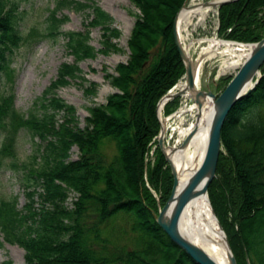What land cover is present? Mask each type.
<instances>
[{
	"label": "trees",
	"instance_id": "1",
	"mask_svg": "<svg viewBox=\"0 0 264 264\" xmlns=\"http://www.w3.org/2000/svg\"><path fill=\"white\" fill-rule=\"evenodd\" d=\"M57 0L46 17L43 30L31 28L24 37L19 29V3L0 0V73H9L11 56L25 40L62 34L73 63H62L56 78L38 101L41 113L27 116L14 108V95L0 94V168L4 158L14 162L18 131L25 128L44 141L39 162L21 164L26 180L33 179L39 207L32 206L35 191H27L29 202L21 209L16 199L0 200V235L24 249L22 264H198L164 231L155 218L160 192L164 205L173 186L167 160L156 149V161L146 173V154L157 143L159 100L185 74V65L175 43L174 24L186 0H130L140 11L128 46L130 57L119 62L115 73L106 75L116 92L104 104L88 108L83 128L75 108L54 91L82 78L77 63L98 53L119 52L114 39L121 31L112 15L96 2ZM71 6L90 9L84 32H59L66 21L57 12ZM220 37L239 42H257L264 37V0H237L219 8ZM101 27L103 47L90 43L89 28ZM96 86L97 83H93ZM87 91V89H86ZM51 95L50 97H48ZM178 104L166 103V114ZM264 66L259 83L248 97L231 110L222 130V146L209 197L228 234L238 264H264ZM252 109L255 111L252 113ZM62 112L59 123L55 119ZM1 131L5 134L2 135ZM155 139V140H154ZM111 142L116 153L108 157ZM78 157L70 159V150ZM149 183V184H148ZM30 184L26 183V187ZM152 188H151V187ZM73 193L72 207L66 206ZM120 213L133 217L137 248H116L109 255L101 226ZM104 242L101 245V242ZM99 244L101 247H97ZM1 264H12L7 259Z\"/></svg>",
	"mask_w": 264,
	"mask_h": 264
},
{
	"label": "rangeland",
	"instance_id": "2",
	"mask_svg": "<svg viewBox=\"0 0 264 264\" xmlns=\"http://www.w3.org/2000/svg\"><path fill=\"white\" fill-rule=\"evenodd\" d=\"M17 1L19 3V11L21 12L19 29L21 34L26 37V34L31 28H36L39 31L45 28L46 17L49 11L55 7L57 0ZM75 1L91 3V0ZM207 1L211 0H186L180 11L187 5ZM95 2L101 6L103 10L113 16L115 20L113 26H116L121 31L120 37L113 40L121 48V51L110 52L109 54L98 53L95 58H87L79 61L77 65L81 70L80 75L82 78L70 79L68 85L54 91L58 98L75 108V115L80 128H83L85 125L84 119L89 114L88 108L106 103L107 97L111 93L117 91L106 75L115 73L116 65L119 62H127L129 60L130 49L128 40L137 19V14L140 13L139 9L130 0H96ZM90 12V9L77 11L71 6L63 7L57 12V16L61 18L64 17L66 21L60 27L59 32H84L86 30L85 24L90 20V17H87V14ZM198 18L199 16L192 17L193 22L182 32L184 45L191 41L193 42L189 51L194 59L197 58L201 47L206 45V43H200L199 46L198 40L201 38L216 36L221 39H226L218 35V29L220 27L219 8L209 11L208 16H206L205 20L202 22L198 20ZM88 30L90 37L89 43L95 47L96 50L101 49L103 47L102 28L91 27ZM66 41L67 39L60 33L55 36H43L34 41L25 40L14 50L11 56L8 75L0 73V94L12 93L14 95V108L19 113L25 116L29 113L38 115L41 113L42 109L37 106L38 101L49 84L56 78L59 66L62 63L74 62V57L70 55L69 49L66 46ZM228 56L227 53H218L212 58L205 59L197 78V85L200 89L212 90L216 94L224 90L238 69L237 66L236 68L222 70L223 61ZM234 59H236V57H234ZM184 76L185 74L180 77L179 81ZM93 83H97V85L93 86ZM50 96L51 95L48 97ZM177 99L178 104L173 112L182 106H190V104H194L195 102L192 96L179 97ZM262 110L264 112V108H262ZM251 111L253 113L255 109ZM173 112L166 114L164 111L163 116L168 117ZM186 114L187 115L184 116V125L179 122V118L174 117L168 120L165 136L166 145L179 146L178 139H180V127L182 125L185 127L188 126L191 119H193L194 111H189ZM55 119L57 123L61 121V111L56 113ZM1 133L2 135L5 134L4 131H1ZM158 136L155 138L157 143L152 145L150 152L146 154V173L149 165L153 166L156 161L155 152L158 148ZM44 144V141H41L37 136H33L29 130L22 128L18 131L15 143L16 156L14 159L17 167H10L11 158L8 157L3 159L4 165L0 168V200L15 198L17 208L21 209L30 200L26 192L34 190L35 194L32 196L33 202L31 204L34 208L39 207L40 198L38 192L41 191V188L37 185H33L32 178L26 180L27 168L23 167L21 164L26 163V165L35 166V162H39V159H34V156H39L44 148ZM107 144L106 151L108 157L112 158L116 153L115 145L110 141ZM78 154L77 146H73L70 150V159H76ZM168 165L172 174L169 162ZM26 183L30 184V186L26 187ZM151 190L158 200V205L159 203L161 204L160 192L158 193L154 189ZM73 195L72 192L69 193V198L66 202L68 208L72 207L71 199ZM161 206L163 205L161 204ZM132 222V216L120 213L101 226V235L104 239L106 238L105 244L109 247L108 250L102 252L104 255H109L110 251L116 248L125 247L131 249L139 247L137 246L136 239L138 233L132 231ZM103 243L104 242H101V245ZM101 245L97 244L96 246L100 248ZM7 259H9L12 264H22L24 261V249L17 243L6 241L3 236L0 235V264Z\"/></svg>",
	"mask_w": 264,
	"mask_h": 264
},
{
	"label": "water",
	"instance_id": "3",
	"mask_svg": "<svg viewBox=\"0 0 264 264\" xmlns=\"http://www.w3.org/2000/svg\"><path fill=\"white\" fill-rule=\"evenodd\" d=\"M235 1L237 0H219L217 2L207 1L202 3V5L205 7L214 6L220 8L223 5ZM180 12L175 19L174 36L175 43L178 47L179 53L186 69L185 86L181 90H177L174 92H171V90L166 93L159 100L157 105V114L161 126L160 134L158 136V146L171 166L173 174V187L166 203L163 206H161V204L159 203V211L158 213H155V218L159 226L164 231H166L171 239L175 241L179 246H181L196 263L219 264L201 245L197 244L196 242L188 238L184 233H182V231H180L179 221L184 209L193 198L200 195H205L210 201L209 186L216 176L219 157L221 151L223 150L222 130L234 106L239 101L250 95V93L254 90L262 77V67L264 66V37L257 42L247 43L253 45V48L250 51L249 55L237 69L236 73L224 88V90L221 93L216 94L212 90L200 89L197 86V63H194L192 58L186 52V49L184 48L180 40L177 29V20ZM186 92H189L191 94L197 105V120H199V113L208 98L212 99L214 102V112L210 126L208 144L203 161L199 168L185 182V184L180 187V180L178 178L176 168L167 152L168 149L175 151L177 147L168 146L165 143L166 126H164L160 117V108L163 103L166 104L168 101L178 98L184 95ZM197 130L198 128L195 127L187 135L182 144L179 146V149L185 148L190 143ZM212 209L215 216L217 217L213 206ZM217 219L220 227L225 232L230 264H238L228 235L224 230L222 224L220 223L218 217Z\"/></svg>",
	"mask_w": 264,
	"mask_h": 264
},
{
	"label": "bare ground",
	"instance_id": "4",
	"mask_svg": "<svg viewBox=\"0 0 264 264\" xmlns=\"http://www.w3.org/2000/svg\"><path fill=\"white\" fill-rule=\"evenodd\" d=\"M217 2L219 0H211ZM214 6L192 5L190 7H184L180 12L177 20V29L180 40L184 45L182 38V32L192 22V17L199 16L198 20L201 22L208 16L209 11L216 9ZM197 20V21H198ZM199 21V22H200ZM184 37V36H183ZM200 43H206L201 47L196 59L190 55V47L193 42L184 45L186 52L197 63V78L200 72V68L203 65L205 59L212 58L218 53L228 54L229 56L223 61L222 70L229 68L239 67L246 57L249 55L253 48L252 44H245L234 40L221 39L219 37H207L198 40ZM236 57V59H234ZM216 58V57H215ZM196 78V83L197 79ZM185 86V80L182 78L172 89L171 92L181 90ZM198 86V85H197ZM199 88V87H198ZM187 94H185L186 96ZM166 104H162L160 108V117L164 126L167 125L169 119L179 118L180 123L185 124V117L189 111H194L193 119L189 122L188 126H181L179 130V146L182 144L187 135L197 127L198 130L190 143L183 149L177 147L175 151L168 149L169 157L174 164L178 178L180 180V187L185 184L189 177L199 168L201 165L209 138L210 126L213 116L214 102L208 98L204 103L202 110L200 111L198 119V108L196 103L185 105L175 111L174 115L164 117L163 112ZM174 122V121H173ZM179 229L188 238L201 245L219 264H230L228 256V245L225 236V232L220 227L217 217L214 214L212 205L207 196L200 195L193 198L186 208L184 209L180 221Z\"/></svg>",
	"mask_w": 264,
	"mask_h": 264
},
{
	"label": "built area",
	"instance_id": "5",
	"mask_svg": "<svg viewBox=\"0 0 264 264\" xmlns=\"http://www.w3.org/2000/svg\"><path fill=\"white\" fill-rule=\"evenodd\" d=\"M187 95L185 96V94L182 97H191L188 93H186ZM174 115V114H173Z\"/></svg>",
	"mask_w": 264,
	"mask_h": 264
}]
</instances>
